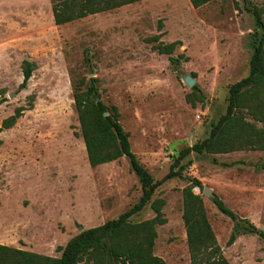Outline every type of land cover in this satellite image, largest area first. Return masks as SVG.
<instances>
[{
	"label": "rangeland",
	"instance_id": "rangeland-1",
	"mask_svg": "<svg viewBox=\"0 0 264 264\" xmlns=\"http://www.w3.org/2000/svg\"><path fill=\"white\" fill-rule=\"evenodd\" d=\"M55 1L0 0V245L50 257L141 196L127 158L90 167L74 86L97 79L99 100L117 107L131 151L160 181L179 151L206 138L225 113L229 87L249 72L253 9L264 22V0H213L199 8L189 0H141L57 26ZM159 34L158 42L149 41ZM173 42L171 55L156 50ZM170 57L179 63L172 65ZM24 61L33 71L19 89ZM186 76L195 80L192 88ZM18 109L16 123L2 128ZM187 160L186 175L264 232V152L191 153ZM186 185L179 178L165 181L152 197L165 201L166 223L156 227L153 254L166 264L190 263L182 220ZM194 193L228 263L264 264V240L245 234L227 247L233 222L202 190ZM153 217L148 204L130 220Z\"/></svg>",
	"mask_w": 264,
	"mask_h": 264
},
{
	"label": "trees",
	"instance_id": "trees-1",
	"mask_svg": "<svg viewBox=\"0 0 264 264\" xmlns=\"http://www.w3.org/2000/svg\"><path fill=\"white\" fill-rule=\"evenodd\" d=\"M141 0H56L52 6L53 21L60 26L89 15L111 11ZM213 0H189L193 8H199ZM255 31L250 36L252 53L248 75L233 83L228 90L226 111L216 123L211 124L209 134L190 147L183 148L172 160L168 173L155 181L149 171L131 151L129 136L119 122L118 109L106 106L99 98L97 79L90 78L88 84L81 79L74 86V106L78 115L81 137L84 142L90 167L127 158L130 170L141 186V196L129 210L118 218L106 221L97 227L82 230L59 247L61 255L50 257L0 245V264H166L153 254L156 227L164 225L166 219L162 209L164 199L152 197L165 181L179 178L187 181L182 189V220L185 227L189 264H229L223 256L209 223L203 199L194 189L202 190L201 182L185 174L191 165L187 160L196 155L228 154L237 151L264 152V22L258 9L252 10ZM161 34L149 39L158 42ZM177 42L160 44V54L171 55ZM172 65L179 63L169 58ZM33 64L24 61L23 79L19 89H25L32 76ZM85 86V89L83 87ZM195 91L197 88L194 87ZM200 93V92H199ZM203 96V95H202ZM198 95L199 100L203 97ZM5 101L1 97L0 105ZM22 109L2 122V128H11L22 115ZM104 112L107 116H104ZM249 118L252 121H249ZM216 164V163H215ZM264 169V165L261 166ZM217 210L233 222L232 232L226 242L230 247L240 235H258L264 240V232L245 218L234 214L215 196L212 199ZM154 217L133 223L130 219L147 205Z\"/></svg>",
	"mask_w": 264,
	"mask_h": 264
},
{
	"label": "water",
	"instance_id": "water-1",
	"mask_svg": "<svg viewBox=\"0 0 264 264\" xmlns=\"http://www.w3.org/2000/svg\"><path fill=\"white\" fill-rule=\"evenodd\" d=\"M184 82L187 84V86L189 88H192L193 85H194V83H195V80L192 77H190V76H186L184 78ZM96 101H99V98H96ZM103 115L104 116H107V113L104 112ZM202 194L205 195V196H207V197H209V198H211V199H213L215 197V195L213 194L212 190L209 189L208 187H203ZM81 230H82V228H81Z\"/></svg>",
	"mask_w": 264,
	"mask_h": 264
}]
</instances>
